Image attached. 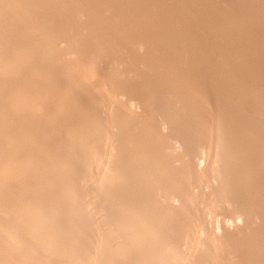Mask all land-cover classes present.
<instances>
[{
	"label": "rangeland",
	"instance_id": "1",
	"mask_svg": "<svg viewBox=\"0 0 264 264\" xmlns=\"http://www.w3.org/2000/svg\"><path fill=\"white\" fill-rule=\"evenodd\" d=\"M0 39V264H264V0H0Z\"/></svg>",
	"mask_w": 264,
	"mask_h": 264
},
{
	"label": "bare ground",
	"instance_id": "2",
	"mask_svg": "<svg viewBox=\"0 0 264 264\" xmlns=\"http://www.w3.org/2000/svg\"><path fill=\"white\" fill-rule=\"evenodd\" d=\"M88 1V0H87ZM159 1V0H158ZM172 1V0H171ZM185 1V0H184ZM194 1V0H193ZM216 1V0H215ZM222 1V0H221ZM230 1V0H229ZM170 2V1H169ZM188 2V1H187ZM191 2V1H190ZM227 2V1H226ZM43 3V2H42ZM132 3V2H131ZM133 3H134V1H133ZM150 3H151V1H150ZM143 4V3H142ZM169 4V3H168ZM223 4V3H222ZM144 5V4H143ZM150 6H152L151 4H149ZM156 5V4H155ZM166 5H167V3H166ZM170 5V4H169ZM183 5V4H182ZM186 5V4H185ZM192 5V4H191ZM199 5V4H198ZM171 6H173L172 4H171ZM194 6V5H193ZM200 6V5H199ZM256 6V5H255ZM183 7V6H182ZM189 7V6H188ZM145 8H147V7H145ZM154 8V7H153ZM161 8V7H160ZM172 8V7H171ZM186 8V7H185ZM253 8V7H252ZM149 9L151 10V8L149 7ZM155 9V8H154ZM153 9V10H154ZM158 9V8H157ZM156 9V10H157ZM191 9V8H190ZM202 9V8H201ZM166 10V9H165ZM123 11V10H122ZM137 11V10H136ZM158 11V10H157ZM163 11V10H162ZM182 11V10H181ZM184 11V10H183ZM246 11V10H245ZM258 11V10H257ZM156 12V11H155ZM159 12V11H158ZM161 12V11H160ZM248 12V11H247ZM118 13V12H117ZM190 13V12H189ZM163 14V13H162ZM170 14V13H169ZM219 14V13H218ZM173 15V14H172ZM174 15H175V13H174ZM187 15H188V12H187ZM46 16V15H45ZM139 16V15H138ZM182 16H184V14L182 15ZM228 16V15H227ZM227 16H225V17H227ZM71 17H73V16H71ZM119 17V16H118ZM153 17V16H152ZM157 17H158V15H157ZM160 17V16H159ZM163 17V16H162ZM164 17H165V15H164ZM171 17V16H170ZM184 18V17H183ZM158 19V18H157ZM169 19V18H168ZM221 19H222V17H221ZM55 20V23H57L56 22V20L58 21V19H53V21ZM109 20V19H108ZM159 20H160V18H159ZM171 20V19H170ZM179 20V19H178ZM224 20V19H223ZM61 21V20H60ZM60 21L58 22V23H60ZM62 21H63V19H62ZM107 21V20H106ZM110 21V20H109ZM133 21H134V19H133ZM142 21V20H141ZM151 21V20H150ZM160 21H162V20H160ZM165 20H163V22H164ZM167 21V20H166ZM169 21V20H168ZM229 21V20H228ZM64 22V21H63ZM153 22V21H152ZM173 22V21H172ZM220 22H222V21H220ZM47 23V22H46ZM51 23V22H50ZM57 23V24H58ZM105 23V22H104ZM160 23V22H159ZM158 23V24H159ZM201 23V22H200ZM255 23V22H254ZM41 24V23H40ZM56 24V25H57ZM117 24V23H116ZM154 24V23H153ZM173 24H175V23H173ZM218 24V23H217ZM53 24H51V26H52ZM59 25V24H58ZM114 25V24H113ZM133 25V24H132ZM136 25H137V23H136ZM156 25V24H155ZM229 25V24H228ZM42 26V25H41ZM99 26V25H98ZM130 26V25H129ZM141 26H142V24H141ZM162 27H163V24L161 25ZM54 27V26H53ZM101 27V26H100ZM103 27V26H102ZM105 27H106V25H105ZM117 27V26H116ZM134 27V26H133ZM139 28H140V26H138ZM248 27V26H247ZM246 27V28H247ZM120 28V27H119ZM154 28V27H153ZM190 28V27H189ZM188 28V29H189ZM115 29V28H114ZM167 29V28H166ZM101 30V29H100ZM99 30V32H96V33H102L103 31H100ZM109 30H110V28H109ZM119 30V29H118ZM117 30V31H118ZM136 30V29H135ZM138 30V29H137ZM136 30V31H137ZM141 30V29H140ZM145 30V29H144ZM258 30V29H257ZM112 31V30H111ZM114 31H116V29L114 30ZM116 31V32H117ZM122 31V30H121ZM243 31V30H242ZM138 32V31H137ZM149 32H150V30H149ZM223 32V31H222ZM111 33V32H110ZM121 33H123V32H121ZM139 33V32H138ZM159 33V32H158ZM238 33V32H237ZM116 34V33H115ZM126 34V33H125ZM151 34V33H150ZM236 34V33H235ZM96 35V34H95ZM237 35V34H236ZM64 36V35H63ZM66 36V35H65ZM101 36V35H100ZM100 36H97V37H100ZM115 36V35H114ZM120 36V35H119ZM124 36V35H123ZM188 36V35H187ZM228 36V35H227ZM19 37V36H18ZM118 37V36H117ZM140 38V37H139ZM192 38V37H191ZM229 38H231L230 36H229ZM174 39V38H173ZM187 39V38H186ZM177 41V40H176ZM185 41V40H184ZM192 41V40H191ZM229 41V40H228ZM0 42H2V39H0ZM115 42V41H114ZM131 42V41H130ZM175 42V41H174ZM182 42H183V40H182ZM143 43V42H142ZM179 43V42H178ZM228 43V42H227ZM264 43V42H263ZM66 44V43H65ZM185 45V44H184ZM191 45V44H190ZM205 46V45H204ZM232 46V45H231ZM15 48H14V53H10V55H2V54H0V69L2 70V71H4L5 73H7V75H8V73H13V72H15V71H17L18 70V68L21 66V62H23L24 61V58H25V54H24V48H23V46H21V45H15L14 46ZM100 47V46H99ZM243 47V46H242ZM247 47V46H246ZM101 49V48H100ZM103 49V48H102ZM190 49H191V47H190ZM209 49V48H208ZM109 50V49H108ZM249 50V49H248ZM254 50V49H253ZM100 51H102V50H100ZM99 51V52H100ZM125 51V50H124ZM217 51V50H216ZM236 51V50H235ZM69 52V51H68ZM98 52V53H99ZM110 52V51H109ZM176 52V51H175ZM29 53V52H28ZM31 53V52H30ZM101 53V52H100ZM246 53V52H245ZM261 53V52H260ZM259 53V54H260ZM221 54V53H220ZM33 56H34V54H32ZM251 55V54H250ZM255 55V54H254ZM163 56H164V54H163ZM116 61V60H115ZM256 63V62H255ZM261 63H262V61H261ZM137 67V66H136ZM200 68V67H199ZM259 68V67H258ZM138 69V68H137ZM204 69V68H203ZM1 71V72H2ZM4 72H2L3 74H4ZM16 73V72H15ZM218 73V72H217ZM37 74V73H36ZM253 74V73H252ZM133 75V74H132ZM260 76V75H259ZM13 78V77H12ZM255 78V77H254ZM14 79V78H13ZM13 79H12V81H13ZM226 80V79H225ZM10 81V80H9ZM40 81V80H39ZM11 82V81H10ZM41 84V83H40ZM236 84V83H235ZM41 86H42V84H41ZM129 86V85H128ZM180 86V85H179ZM261 86V85H260ZM44 87V86H43ZM47 89V88H46ZM135 91V90H134ZM20 93L21 95H23L24 97L26 96V98L27 99H30V93H29V91H25L24 89H18L17 87H15L14 89H13V91H10V93ZM200 92V91H199ZM206 92V91H205ZM188 93V92H187ZM201 93V92H200ZM211 95V94H210ZM7 97H9V96H7ZM36 97V96H35ZM201 97V96H200ZM210 97V96H209ZM219 98V97H218ZM32 99H34V101H33V103L32 104H34V102L36 101V99L35 98H31V100ZM6 100H7V98H6ZM23 100V99H22ZM30 102V101H29ZM16 103V102H15ZM14 103V104H15ZM21 104V103H20ZM30 104H31V102H30ZM218 104V103H217ZM221 104V103H220ZM15 106V105H14ZM18 106V105H17ZM11 108V107H10ZM15 109V108H14ZM19 109V108H18ZM44 109V108H43ZM180 109V108H179ZM191 110V109H190ZM43 111H45V109L43 110ZM40 112V111H39ZM45 113V112H44ZM220 113V112H219ZM211 117V116H210ZM218 120V119H217ZM225 120V119H224ZM209 121V120H208ZM201 124V123H200ZM207 129V128H206ZM208 132V131H207ZM215 132V131H214ZM242 134V133H241ZM219 139V138H218ZM231 141V140H230ZM217 143V142H216ZM242 143V142H241ZM235 144V143H234ZM240 144V143H239ZM8 145H9V147L11 148V149H15L16 148V143H15V141L13 140V139H9V141H8ZM80 146V145H79ZM248 146V145H247ZM234 147V146H233ZM1 148V147H0ZM78 148V147H77ZM241 148V147H240ZM225 150V149H224ZM242 150V149H241ZM2 151H3V148H2ZM1 151V152H2ZM231 151V150H230ZM215 152V151H214ZM4 153H5V149H4ZM4 153H2V154H4ZM219 153V152H218ZM2 154H0V155H2ZM233 154V153H232ZM225 157V156H224ZM220 159V158H219ZM225 159V158H224ZM228 160V159H227ZM218 162V161H217ZM237 162V161H236ZM0 171L3 173V174H5L6 175V177H7V179H9L11 176H13L14 175V172H15V168H14V163L13 162H4L3 161V159L1 158V156H0ZM149 216V215H148ZM242 219V218H241ZM145 225V224H144ZM38 229V228H37ZM222 229H223V231H226V227L225 226H222ZM222 231V230H221ZM225 235V234H224ZM246 236H247V234H246ZM83 240V239H82ZM261 240V239H260ZM48 241V240H47ZM50 243H51V241H50ZM43 244V243H42ZM53 244V243H52ZM48 245V244H47ZM56 245V244H55ZM250 245V244H249ZM259 245V244H258ZM46 246V245H45ZM53 246V245H52ZM59 246V245H58ZM264 247V246H263ZM51 248H54V247H51ZM45 249H46V247H45ZM50 249V248H49ZM55 249V248H54ZM58 249V248H57ZM62 249V248H61ZM251 249V248H250ZM47 250V249H46ZM56 250V249H55ZM65 250V249H64ZM123 250V249H122ZM49 251V250H48ZM58 252V251H57ZM64 252V251H63ZM62 252V253H63ZM106 252V251H105ZM61 253V252H60ZM61 253V254H62ZM66 253V252H65ZM47 254V253H46ZM49 254H50V251H49ZM61 254H58L57 256L60 258L61 257ZM78 254V253H77ZM60 255V256H59ZM49 256V255H48ZM51 256H54V255H50V257ZM62 256H63V254H62ZM65 256V255H64ZM63 256V257H64ZM39 257V256H38ZM57 257V258H58ZM73 257V256H72ZM54 258V257H53ZM62 258V257H61ZM37 259V258H36ZM43 259V258H42ZM89 259V258H88ZM210 259V258H209ZM45 261V260H44ZM54 261H55V259H54ZM65 261V260H64ZM57 262V261H56ZM83 262V261H82ZM189 264V263H188Z\"/></svg>",
	"mask_w": 264,
	"mask_h": 264
}]
</instances>
